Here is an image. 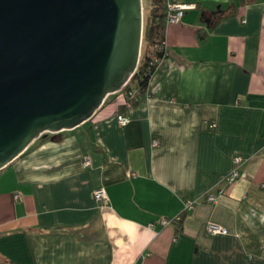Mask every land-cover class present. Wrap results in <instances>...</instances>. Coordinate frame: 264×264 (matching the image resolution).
Listing matches in <instances>:
<instances>
[{"label":"crops","instance_id":"1","mask_svg":"<svg viewBox=\"0 0 264 264\" xmlns=\"http://www.w3.org/2000/svg\"><path fill=\"white\" fill-rule=\"evenodd\" d=\"M183 1L137 101L107 96L0 170V264H264V0Z\"/></svg>","mask_w":264,"mask_h":264},{"label":"water","instance_id":"2","mask_svg":"<svg viewBox=\"0 0 264 264\" xmlns=\"http://www.w3.org/2000/svg\"><path fill=\"white\" fill-rule=\"evenodd\" d=\"M142 32L141 0H0V170L119 92Z\"/></svg>","mask_w":264,"mask_h":264},{"label":"trees","instance_id":"3","mask_svg":"<svg viewBox=\"0 0 264 264\" xmlns=\"http://www.w3.org/2000/svg\"><path fill=\"white\" fill-rule=\"evenodd\" d=\"M165 18V0H150L149 13L143 23L142 41L145 44L144 49L140 54L137 68L130 79L135 82L134 89L139 93L147 89L148 81L158 61L165 55V50L162 49L165 39ZM153 57H157L158 61L154 62ZM124 88L129 90L131 87L127 85Z\"/></svg>","mask_w":264,"mask_h":264},{"label":"built area","instance_id":"4","mask_svg":"<svg viewBox=\"0 0 264 264\" xmlns=\"http://www.w3.org/2000/svg\"><path fill=\"white\" fill-rule=\"evenodd\" d=\"M194 6L195 5L190 4V3H186L183 0H165V8H166L165 22H166V24H177V23H179L184 12L190 8H193ZM162 49L164 50V43L162 44ZM153 61L157 62L158 61L157 57L156 58L153 57ZM130 79L122 87V89L119 92H123V96H124V99L126 102H129V101L135 102V101H137V98L135 97V90L133 91L131 88L129 90L124 88L131 81ZM119 92H117V93H119ZM116 118H117V122L119 123V125H122V126L126 125L129 122V119L123 114H117ZM211 127L214 128L215 124L212 123ZM157 144H158L157 140L154 139L152 141V146L153 147L157 146ZM241 162H242V159L238 156H235L232 158L233 167H232L231 171L229 172V174L225 177V182L227 184H231L234 180H236L238 178L239 172H238L237 168ZM93 197L97 201H101V202L106 201L105 192L102 188L96 189L93 192ZM207 201H209L210 203H215L216 197L214 195L210 194L207 197ZM191 206H192V202H190V201L185 202L186 208H189ZM176 219H179V218H176ZM173 220L174 219L162 220L161 223L167 224ZM205 229H206V232L208 234H217V233L226 234L227 233V229H225L224 227H222L216 223H213V222L206 223Z\"/></svg>","mask_w":264,"mask_h":264},{"label":"rangeland","instance_id":"5","mask_svg":"<svg viewBox=\"0 0 264 264\" xmlns=\"http://www.w3.org/2000/svg\"><path fill=\"white\" fill-rule=\"evenodd\" d=\"M142 2V12H143V23H144V19L146 18V15L149 13V8H150V0H141ZM144 25V24H143ZM144 42L142 41L141 44V52L144 49ZM128 85L131 87V89L134 91L135 89V82L134 81H130L128 83ZM136 92V91H135Z\"/></svg>","mask_w":264,"mask_h":264}]
</instances>
